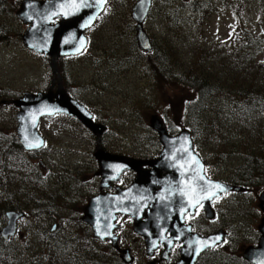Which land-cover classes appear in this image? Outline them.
<instances>
[{"label": "rangeland", "instance_id": "rangeland-1", "mask_svg": "<svg viewBox=\"0 0 264 264\" xmlns=\"http://www.w3.org/2000/svg\"><path fill=\"white\" fill-rule=\"evenodd\" d=\"M22 1L0 0L1 104L24 93H45L52 85L48 58L29 51L22 43V35L28 29L16 18ZM136 1L109 0L104 13L85 32L89 43L84 53L58 60L62 89L68 84L74 98L87 106L97 123L107 128L102 138L106 153L135 160L156 158L161 147L149 128V119L158 116L171 131L180 132L184 128L190 133L198 155L212 174L208 173L209 178L240 180L246 157L257 156L259 148L264 150L261 136L264 102L254 100V107L249 106L242 115L234 116L237 111L229 99L223 100L218 94L205 97L197 119L199 127L194 124L187 128L182 120L187 91L181 89L177 78L196 67L204 69L207 64L211 68V83H215L213 87L228 83L236 87L247 81L249 88L261 89L263 86L257 81L264 80V0H153L143 30L153 48L167 50L168 65L164 69L168 74L162 76L147 64L153 61L154 54L143 56L137 49L135 24L131 19ZM239 24L251 39L258 40L253 43L255 51L242 53L241 42L236 44L232 40L233 36H239L236 33ZM148 56L152 58L148 60ZM242 61H249L247 68H238L234 75L233 63ZM56 91L55 80L53 92ZM1 104L0 152L8 144L2 136L7 129L16 128L17 114L13 106ZM38 131L46 142L45 148L40 157L27 161L39 174L40 185L31 182L30 173L23 169L19 172L11 169L12 174L6 171L0 177V230L6 224L4 213L26 214L18 222V234L4 241L6 244H1L0 250L9 252L7 258L11 264H37L42 255L48 261L39 264H75L68 260L66 250L73 246L77 236L86 237L77 231L85 228L76 213L92 193L84 189L80 194L76 191L89 183L87 176H92L94 168L97 170L93 158L95 138L81 124L64 116L41 121ZM150 136L154 137L153 141ZM10 164H14L12 158L4 160V165ZM82 168L85 172L79 174ZM62 177L72 183L73 193L63 188L62 194L59 193ZM250 190L252 195L248 198L238 197L222 208V217L229 214L235 219L236 237H241L239 243L245 245L249 241L243 239V231L250 230L249 217H254L253 208L259 204L257 193L264 189ZM52 225H56L54 233H57L50 240L47 235ZM132 232L127 240L139 256L136 264H142L145 257L140 254ZM104 248L102 253L106 255L107 246ZM98 249L99 253L103 248L98 246Z\"/></svg>", "mask_w": 264, "mask_h": 264}, {"label": "water", "instance_id": "water-1", "mask_svg": "<svg viewBox=\"0 0 264 264\" xmlns=\"http://www.w3.org/2000/svg\"><path fill=\"white\" fill-rule=\"evenodd\" d=\"M108 0H24L16 18L28 29L22 35V43L31 52L49 58L52 85L45 93H25L11 101L17 110L16 136L25 152H37L44 147V140L37 128L39 121L56 115H64L81 124L95 138L93 158L98 164L101 189H109L125 172L135 178L125 189H116L115 195H99L91 199L85 209L82 222L89 226L93 238L112 242L117 248V216L132 220V231L141 237L147 255L159 244L167 249L174 242L182 244L179 264H194L203 251L223 241L222 234L208 237L192 234L183 225L184 216L203 208L205 218L211 220L210 203L223 194L241 192L242 189L209 180L204 174V165L193 150L190 135L186 131L169 136L163 121L158 116L149 120L150 129L158 137L161 151L156 159L138 160L106 153L101 138L106 128L93 122V116L79 102L62 89L57 62L62 58L81 55L86 47L85 31L89 30L102 13ZM153 0H137L131 9L135 24V41L142 53L151 51V44L143 30ZM55 20H59L56 24ZM55 80L57 91L53 92ZM1 104V103H0ZM4 103L2 102L1 105ZM218 186V187H217ZM259 209L264 213V190L258 194ZM25 215L22 212H7L6 225L0 230V238L8 241L17 234V223ZM264 235V220L259 227ZM166 235H169L167 238ZM264 240L257 250L247 249L243 258L253 264H261ZM263 258V257H262ZM124 264H131L128 251L121 254ZM264 260V259H263Z\"/></svg>", "mask_w": 264, "mask_h": 264}, {"label": "flooded vegetation", "instance_id": "flooded-vegetation-1", "mask_svg": "<svg viewBox=\"0 0 264 264\" xmlns=\"http://www.w3.org/2000/svg\"><path fill=\"white\" fill-rule=\"evenodd\" d=\"M12 101V100H11ZM10 100L4 101L6 103L3 106H8L10 105L9 103L11 102ZM12 136L11 142L15 139L17 141V145H19L17 136H16V129H7L6 134L4 135H10ZM9 145H16L14 142ZM40 157V153L36 152V158ZM158 156V154H157ZM40 166H43L42 162H39ZM97 165V170L96 168L93 169L92 176H87L89 177L88 181L89 183H86L82 187L78 188L76 191V194H80L84 190L88 191L89 193H92L91 197L88 199V201L84 204H80L78 206L79 210L76 213L78 216V220L82 222V217L84 216V212L86 209V206L88 202L93 199L94 197H97L99 195H115L116 194V189L120 190H125L133 181L135 175L126 173L123 174L120 177L119 182L115 184H110L109 189H101L100 183H101V178L98 175L99 169H98V164ZM8 170H1L0 169V177H3V174H6ZM83 168L79 170V174H84ZM206 173H210L208 168H206ZM11 174V173H10ZM94 174V176H93ZM133 177L131 181L130 177ZM63 181H60L59 184V193H61V190H65L66 192H72V183L68 182L63 178ZM225 184L233 186V187H239L243 189V191L239 193H227L223 196H221L219 199L214 200L211 204L213 212H214V217L212 220H208L205 218L203 211L201 207H198L193 214L187 213L184 216L183 219V225L188 226L193 234H197L201 237H207L210 235H215L217 233H222L223 234V241L214 246L213 248L207 249L203 251V253L196 259L194 264H253L250 262H247L243 258L244 251L247 249H255L257 250L260 246V241L263 238L264 240V235L260 233L259 227L260 223L264 220V213L259 209V204L258 207L253 208L255 211L254 217H249V219L252 221V226H250V230H244V236L243 239L248 240L249 244H240L239 240L240 238L236 237V221L233 219V217L229 214L225 215L222 217V208L224 206H229L232 201H234L238 197H242L244 199L248 198L249 195H252L250 188L251 186H244L242 180H236L233 179L231 182L224 181ZM244 186V187H243ZM84 189V190H83ZM69 190V191H68ZM73 193V192H72ZM259 193V192H258ZM257 193V196H258ZM258 201V200H257ZM249 209V208H248ZM247 209V210H248ZM247 210H244L243 212H246ZM252 210V212H253ZM241 212L242 215L244 213ZM251 212V213H252ZM250 213V214H251ZM233 215L235 213L233 212ZM120 225H118V228L114 231V235L118 238L117 242V248H113L111 243L109 241H104L101 244H103L102 248L107 246L106 250V256L110 257L112 259V262L114 264L117 263H123L121 260V254L124 251H128L129 256L132 258V264L138 263L139 256H136L134 253V248L131 246V243L129 240H127L128 234L130 230L132 231V223L128 218L124 217H118ZM123 221H125L127 224L124 226ZM118 222V221H117ZM226 223V224H225ZM82 224L84 225L85 230L81 228H77L78 232H82L86 237L81 238L77 236L73 240V246L76 250V252L80 255L83 256V258L86 260V262H90L91 264H97V259L93 258V255L97 256L98 253V242L96 239L93 238V233L91 228H89L87 225H85L83 222ZM56 225H52L50 230H49V239L52 240L55 236L54 233L56 230ZM133 233V232H132ZM134 234V233H133ZM134 241L138 242V250L140 254L144 255L145 260L142 258V264H179L181 261V248L182 244L179 242H174L173 245L170 248H166L163 244H159L157 248L153 251V253L149 256L147 255L143 240L137 235H133ZM168 237V235H166ZM102 250V249H101ZM263 255L260 258V263L264 264V251H262ZM91 260H87V259ZM124 264V263H123Z\"/></svg>", "mask_w": 264, "mask_h": 264}, {"label": "trees", "instance_id": "trees-1", "mask_svg": "<svg viewBox=\"0 0 264 264\" xmlns=\"http://www.w3.org/2000/svg\"><path fill=\"white\" fill-rule=\"evenodd\" d=\"M236 33H238L239 36H233L232 40L234 39L236 44H238L239 41L241 42L240 46L242 53H250L252 51H255L253 43L254 41L257 42L258 40L251 39L250 36L247 35L248 33L244 30V28H242L240 24L239 26H237ZM166 51L167 50L164 48L163 49L153 48L152 45V51L148 53L150 55L154 54V59L153 61H150L151 65L149 63L147 64L150 66V69L154 70L155 72H158V75L161 76L168 74L164 69V67L168 65L166 58L169 57L167 54H165ZM233 53L234 52H231V54ZM139 54L143 56H147V53L139 52ZM204 54H206V57H209V54L206 51H204ZM150 58H152V56H148V60ZM237 61L238 60L236 59V63ZM236 63H233L234 75L235 73H237L238 68L245 70L248 66L249 61H246V63L242 61L240 64H236ZM201 69H202V71H200L201 74L198 73L200 75L195 76V74H197V71ZM210 69L211 68L206 64V67L204 69L203 67L201 68L196 67L195 69L186 71V74H184L181 79L177 78L179 85L181 86V89L187 91V100L184 101V106L182 111V120L184 121L187 128L193 127L194 124H196V126L199 127L197 119L199 118V114H200L199 110H201L204 107L205 97L208 96L214 97L216 94H218V97H221V99L223 100L229 99L230 103L233 105V108L236 109L237 111V113H235L234 116H238V115L240 116V114L242 115L244 110L249 106L251 108L254 107L252 103L254 100L256 102L258 101L264 102V80L257 81L259 84L263 86L259 90H253L249 88V86L247 85V81L245 82L243 81L244 82L243 85L236 87L230 86L231 83H228L227 85L220 84L213 87L212 84L215 85V83H211L212 80L209 78L211 77ZM248 81H255V80H248ZM63 89H65L66 93L72 95V91L70 90L68 84H66V86H64ZM181 130H185V129L183 128ZM167 131L169 135L174 133L168 127H167ZM261 136L264 137V133H261ZM3 137H5L8 140V144H5L3 146L2 151L0 152V169L3 171L8 170L11 174H12L11 169H15L17 172L23 169V171H27L30 173L29 176L33 179L31 182L35 181V183L39 186L40 185L39 174L37 175V171L34 170L33 166L32 165L30 166L29 162L27 161V158L34 160L36 154L24 153L21 147L17 145V141L15 139L11 142V139H9L12 138L11 134L4 135L2 136V138ZM153 138L154 137L150 136L151 141H153ZM13 142L16 145H9L12 144ZM260 143H262V141H260ZM258 152L261 153V156L258 153L257 156L246 157L245 166L242 167V173L240 174V180L243 181L244 186L248 185L256 190L264 189V150L259 148ZM11 158L14 161V164L4 165V160H11ZM131 179L132 176L130 177V180ZM47 238H49L48 235ZM1 244L5 245L6 243L0 240V245ZM102 245L103 244L98 243V246L103 247ZM6 248L10 250L8 246ZM102 251H105V248H103L99 253H97V256L93 255V258L97 259L96 261L97 264H114V262H112V259L106 256L107 254L106 255L103 254ZM98 254L100 256H98ZM66 255L68 257V260L75 262V264H86V260L83 258L82 255L76 252L74 247L71 248L67 247ZM8 256H9V252L7 250L5 249L0 250V264H11L8 262L9 260L7 258ZM47 261H48V257L42 255L37 259L36 262L37 264H39V263H46Z\"/></svg>", "mask_w": 264, "mask_h": 264}, {"label": "snow or ice", "instance_id": "snow-or-ice-1", "mask_svg": "<svg viewBox=\"0 0 264 264\" xmlns=\"http://www.w3.org/2000/svg\"><path fill=\"white\" fill-rule=\"evenodd\" d=\"M218 187V186H217Z\"/></svg>", "mask_w": 264, "mask_h": 264}]
</instances>
